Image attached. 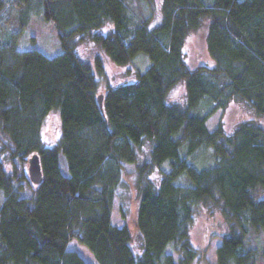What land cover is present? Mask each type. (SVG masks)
Instances as JSON below:
<instances>
[{"label": "trees", "instance_id": "1", "mask_svg": "<svg viewBox=\"0 0 264 264\" xmlns=\"http://www.w3.org/2000/svg\"><path fill=\"white\" fill-rule=\"evenodd\" d=\"M20 1V25L35 9L53 24L61 52L16 48L12 34L22 26L0 38V133L8 139L0 146V264H89L67 249L73 238L98 264H190L200 256L189 233L198 205L217 207L228 224L217 264L264 258V238L256 242L264 231V126L246 120L227 132L221 118L212 129L206 124L233 100L264 118V0H160L154 25L152 10L132 23L128 0ZM8 2L0 0V17ZM204 20L213 65L190 68L184 42ZM106 24L112 29L101 33ZM84 40L116 65L138 52L149 65L130 82L102 88L101 58L77 53ZM179 83L184 100L171 101ZM53 109L60 134L46 145L41 127ZM145 146L148 158L139 162ZM200 147L211 148L210 164L189 161ZM33 153L42 171L37 184L23 168ZM166 160L154 182L151 172ZM125 163L135 165L137 248L126 224L111 220Z\"/></svg>", "mask_w": 264, "mask_h": 264}, {"label": "rangeland", "instance_id": "2", "mask_svg": "<svg viewBox=\"0 0 264 264\" xmlns=\"http://www.w3.org/2000/svg\"><path fill=\"white\" fill-rule=\"evenodd\" d=\"M127 2V0H126ZM33 5V3H31ZM160 0H154L152 9H150L144 1L139 3L128 0L127 11L130 15L131 22L137 23L140 19L139 13L148 15L152 10V22L154 25L160 18L159 10ZM23 3L20 0H9L8 6L0 17V38L4 39L6 35L15 32L20 25V13ZM206 23L204 20L202 25L191 31L184 42V56L187 65L194 68L199 65L212 66L213 61L209 57L206 50ZM112 29L111 24L104 25L99 31L106 33ZM15 32L14 44L18 49H37L46 55L53 56L61 52V48L57 41L56 32L53 24L45 20L40 13L32 8L25 20L23 26ZM77 53L89 62L98 55L104 65L105 76L100 79V86L105 88L106 85L115 86L124 82L134 80L136 70H144L149 65V59L145 53L138 52L133 60L127 65L119 66L110 60V58L102 52L90 40H84L77 45ZM169 99L171 101L182 102L184 100V87L182 83L177 84L170 92ZM202 104L197 110H202ZM222 119L225 130L231 132L232 129L241 121L252 120L264 126V118L257 116L251 107L239 100H233L227 108L221 112L217 110L207 119L208 128L212 129L219 119ZM60 134V118L57 110H51L44 118L41 127V136L46 145H52ZM1 143H8V139L0 133ZM210 147H200L188 157L189 161L196 166L210 164L211 154ZM149 148L145 146L138 156V161L148 158ZM59 165L63 174H69L65 157L59 153ZM5 168L9 169V165L5 164ZM27 175V163L23 166ZM126 173L121 175L120 184L115 187L113 196L111 220L113 224L123 225L129 228L132 233L133 246L137 248L139 244V234L136 230V212H137V193L134 187V169L135 165L125 163ZM168 168V161H164L161 166L155 168L151 174V179L157 182L160 177V170ZM25 193L27 191H24ZM258 196L264 198V190L259 189ZM1 198V193H0ZM120 205L125 209V217L120 215ZM228 230V224L220 213L219 209L214 206L198 205L195 207L192 224L190 226V241L193 247L200 251V256L195 258L190 264H217L216 248L220 244V236ZM264 238V231L256 237V242L260 246ZM68 250L76 251L89 264H98L92 251L77 239H71L67 244ZM257 264H264V258L258 260Z\"/></svg>", "mask_w": 264, "mask_h": 264}, {"label": "water", "instance_id": "3", "mask_svg": "<svg viewBox=\"0 0 264 264\" xmlns=\"http://www.w3.org/2000/svg\"><path fill=\"white\" fill-rule=\"evenodd\" d=\"M98 103L101 105L102 95H98ZM28 178L33 183H39L42 178V171L39 156L37 153L31 154L27 159Z\"/></svg>", "mask_w": 264, "mask_h": 264}]
</instances>
